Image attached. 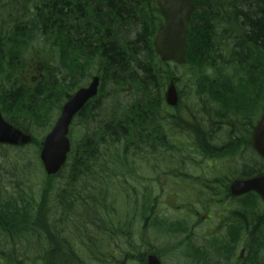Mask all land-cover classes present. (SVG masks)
<instances>
[{
    "label": "trees",
    "instance_id": "trees-1",
    "mask_svg": "<svg viewBox=\"0 0 264 264\" xmlns=\"http://www.w3.org/2000/svg\"><path fill=\"white\" fill-rule=\"evenodd\" d=\"M195 2L186 61L179 65L156 52L164 21L157 0H0V108L10 122L32 133L48 125L52 109L87 78L101 80L98 95L76 117L84 135L38 196L18 172L20 160L1 151L21 147L0 144L1 263L120 264L117 248L131 235L139 201L133 189L125 210L109 202L105 174L146 148H168L182 133L194 139L199 154L232 159L215 181L223 186L219 202L235 203L221 211L222 233L209 234L203 244L185 222L159 218L154 206L140 211L144 230L187 233L176 249L188 264H233L241 243L245 255L238 264H264L263 200L256 192L228 193L233 178L264 173V159L252 145L264 106V0ZM171 78L193 96L173 107L175 113L165 100ZM224 127L228 142L217 145ZM34 144H40L35 136ZM97 175L99 181L91 180ZM53 178L62 186L52 196Z\"/></svg>",
    "mask_w": 264,
    "mask_h": 264
},
{
    "label": "rangeland",
    "instance_id": "rangeland-1",
    "mask_svg": "<svg viewBox=\"0 0 264 264\" xmlns=\"http://www.w3.org/2000/svg\"><path fill=\"white\" fill-rule=\"evenodd\" d=\"M35 46L38 45L36 44ZM28 58H31L29 54L26 55V61ZM28 70L30 69H26V74ZM181 70L182 68L179 67L177 76ZM92 76L87 78L86 84L83 86L89 84ZM183 78H188V76ZM172 80L175 79L171 78L168 84ZM175 83L180 95L179 104L180 102H192V93L189 95V90L185 85L178 84L177 81ZM60 111L61 107H54L48 125L45 124L41 128L33 127L34 130L31 132L36 139L40 140V143L53 126ZM169 111L175 113L176 109L169 107ZM164 124L166 128L170 129L172 127V125L169 126V121H165ZM227 128L224 127V129L218 131V139L215 142L217 145H223L228 142V139H226ZM84 132L85 130L81 126L80 120H77L71 134L73 143L82 138ZM187 135L178 133L175 138L169 140L168 148L166 149H159L154 152V149L151 150L149 148L150 152L146 148L139 156H134L129 161H126L123 167L116 168L111 165L110 170L108 169L109 172L105 174V179L108 180V188L105 185L103 187L109 190V202L117 200L116 205L120 210H125L122 205L123 203L126 204L127 195L135 194V191L138 195L139 211L133 215L135 221L128 229L131 235L122 236L119 243L120 246L117 248L119 251L117 258L120 262L123 261L128 253L142 254L153 250L160 255L163 264H188L187 260L180 256L179 251L176 249V246L184 240L187 233L174 235L158 232L155 230L156 228L144 230L143 221L139 214L141 210H146L149 206H154L153 212L158 213L159 218H163L168 222L177 220L185 222L188 231L195 234L197 244H203L205 237L209 234L220 235L222 233L221 211L227 207H232L235 202H231V200L225 201L224 199L219 202L222 195L216 193H219L223 186L215 179L220 181V178L227 174L234 163L232 159L211 158L205 154H199L192 145V140L194 139ZM1 151L3 154H7L11 160H20L18 172L24 174L25 178L30 179L28 191H32L38 196L45 187L47 178L40 159V144H30L18 149L10 148ZM53 179H55L53 185L56 186L52 196L56 188L62 186L60 179ZM91 180H98V175ZM100 190V188H97L95 195ZM199 191H201L200 194H198ZM211 192H214V195H210ZM10 193H14L13 188L10 189ZM144 202H146L145 205L143 204ZM50 203L51 206L54 205L53 202ZM57 216H59V213H57ZM113 247L116 246L114 245ZM242 247L243 244L241 243L236 251L233 264L239 263ZM112 254H115V249L113 248H111ZM0 264L6 263L0 262ZM123 264L140 263L133 259L128 261L126 259Z\"/></svg>",
    "mask_w": 264,
    "mask_h": 264
},
{
    "label": "water",
    "instance_id": "water-1",
    "mask_svg": "<svg viewBox=\"0 0 264 264\" xmlns=\"http://www.w3.org/2000/svg\"><path fill=\"white\" fill-rule=\"evenodd\" d=\"M165 22L159 27L154 38L156 52L163 61L173 60L179 64L186 60L188 47V24L195 8V0H157ZM100 76L94 75L87 86L79 88L63 105L61 113L52 129L41 144L40 158L47 175L57 174L65 165L71 151L70 125L75 115L85 104L98 94ZM166 101L170 106L179 103V93L174 81L166 89ZM31 134L24 132L7 121L0 110V143L12 146L27 145L32 142ZM252 143L264 158V108L253 132ZM255 191L264 201V174L232 181L229 192L233 196ZM245 249L242 251L244 255ZM144 264H162L155 253L146 254Z\"/></svg>",
    "mask_w": 264,
    "mask_h": 264
}]
</instances>
